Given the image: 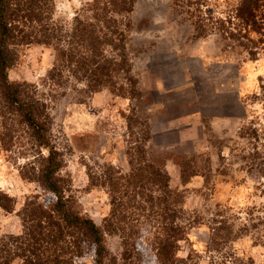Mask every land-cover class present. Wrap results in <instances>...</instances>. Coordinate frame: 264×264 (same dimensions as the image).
<instances>
[{
  "label": "rangeland",
  "instance_id": "rangeland-1",
  "mask_svg": "<svg viewBox=\"0 0 264 264\" xmlns=\"http://www.w3.org/2000/svg\"><path fill=\"white\" fill-rule=\"evenodd\" d=\"M91 1L56 0V20L71 24ZM207 1L213 17L225 19L233 17L240 0ZM172 7L171 0H136L129 54L131 74L145 94L139 102L109 90L85 98V103H80L75 94L58 96L48 78L54 52L41 45L21 49L9 76L12 82L27 83L46 96L49 135L63 155L60 176L81 212L101 228L111 213L110 198L106 188L90 184V174L101 175L110 166L122 173L130 171L127 151L132 144L144 141L146 130L145 125V129H134L136 135L130 133L132 108L141 121L147 120L150 154L162 156L158 160L165 161L172 189L183 191L186 210L196 213L187 216L197 221L191 224L187 241L180 244V256L185 258L196 251L201 257L197 263L210 264L206 249L218 219L216 212L228 210L229 222L239 226L246 223L249 208L264 204V178L249 173L242 160L252 151V143L264 150V103L253 101L260 91V79H264V52L251 60L247 53L231 50L216 34L198 39L187 18ZM251 123L259 130L257 141L241 138ZM13 144L7 149L0 143V196L11 198L12 202L5 204L15 209L9 213L0 204V236L19 235V213L26 201H44L49 196L39 182L47 152L39 154L26 132ZM181 157L197 158L205 173L212 171L210 182L198 177L183 185L177 163ZM251 236L235 239L230 246L263 264L264 248L255 246ZM106 243L118 264H157L147 251H132L127 259L119 236L107 235ZM76 264L94 261L88 256Z\"/></svg>",
  "mask_w": 264,
  "mask_h": 264
},
{
  "label": "trees",
  "instance_id": "trees-1",
  "mask_svg": "<svg viewBox=\"0 0 264 264\" xmlns=\"http://www.w3.org/2000/svg\"><path fill=\"white\" fill-rule=\"evenodd\" d=\"M135 5L136 0H92L71 24H65L55 18L56 0H0V143L3 148H13V142L26 132L39 154L47 152L39 182L49 194L44 201H26L19 213V235L0 236V264H76L88 256L94 264H118L110 255L107 235L123 239L127 259L132 251H147L157 264H199L196 259L201 257L196 251L185 258L180 256V244L187 241L191 224L197 221L187 216L196 213L186 210L185 193L172 189L165 161L158 160L162 156L150 154L151 128L147 120L141 121L132 108L128 117L130 133L136 135L134 129L145 125L146 130L144 141L132 144L127 151L130 171L122 173L110 166L101 175L90 174V184L106 188L110 198L111 213L101 228L81 212L60 176L63 155L49 135L46 96L27 83L12 82L9 76L21 49L41 45L54 52L48 78L58 96L75 94L80 103H85V98L109 90L116 96L141 101L145 94L131 74L129 54ZM171 5L187 18L196 38L216 34L231 50L247 53L251 60L264 52V0H240L233 17L225 19L213 17L207 0H171ZM259 89L253 101L264 103L263 78ZM241 135L257 141L259 130L251 123ZM251 145L252 151L242 160L249 173L264 178V150ZM177 163L183 185L198 177L210 182L212 171L205 173L197 158L181 157ZM216 173L221 174L220 170ZM3 198L0 196L2 208L14 212L13 206L5 204L12 199ZM216 213L218 219L206 249L210 264H257L230 245L252 234L254 245L264 248V204L249 208L246 223L239 226L229 222L228 210Z\"/></svg>",
  "mask_w": 264,
  "mask_h": 264
}]
</instances>
